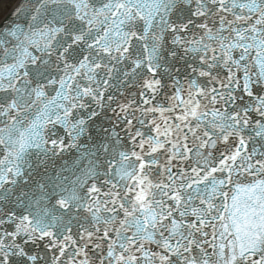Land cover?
<instances>
[{
	"label": "snow or ice",
	"instance_id": "6c2138e0",
	"mask_svg": "<svg viewBox=\"0 0 264 264\" xmlns=\"http://www.w3.org/2000/svg\"><path fill=\"white\" fill-rule=\"evenodd\" d=\"M15 14L0 22V264H264V0Z\"/></svg>",
	"mask_w": 264,
	"mask_h": 264
},
{
	"label": "rangeland",
	"instance_id": "374dc122",
	"mask_svg": "<svg viewBox=\"0 0 264 264\" xmlns=\"http://www.w3.org/2000/svg\"><path fill=\"white\" fill-rule=\"evenodd\" d=\"M17 0H0V20L12 8Z\"/></svg>",
	"mask_w": 264,
	"mask_h": 264
},
{
	"label": "water",
	"instance_id": "95a60500",
	"mask_svg": "<svg viewBox=\"0 0 264 264\" xmlns=\"http://www.w3.org/2000/svg\"><path fill=\"white\" fill-rule=\"evenodd\" d=\"M16 19H17V17H15L14 19H12V21H13V20H16ZM10 23H11V21H10Z\"/></svg>",
	"mask_w": 264,
	"mask_h": 264
}]
</instances>
